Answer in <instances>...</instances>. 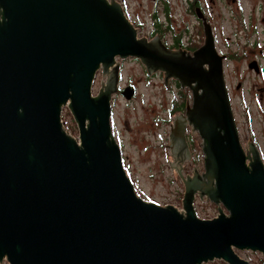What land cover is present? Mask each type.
Instances as JSON below:
<instances>
[{
  "label": "water",
  "instance_id": "obj_1",
  "mask_svg": "<svg viewBox=\"0 0 264 264\" xmlns=\"http://www.w3.org/2000/svg\"><path fill=\"white\" fill-rule=\"evenodd\" d=\"M196 11L207 31L191 53L158 34L139 37L117 0H0V262L250 264L236 249L264 257V162L255 141H240L224 53ZM128 57L192 92L168 143L181 209L144 200L123 165L110 117L117 58ZM65 105L77 137L64 127ZM186 122L201 139L203 170L184 176ZM196 195L217 214L199 217Z\"/></svg>",
  "mask_w": 264,
  "mask_h": 264
},
{
  "label": "rangeland",
  "instance_id": "obj_2",
  "mask_svg": "<svg viewBox=\"0 0 264 264\" xmlns=\"http://www.w3.org/2000/svg\"><path fill=\"white\" fill-rule=\"evenodd\" d=\"M121 3V0H117ZM170 7V18L175 28L187 26L189 30V9L186 0H167ZM122 5V4H121ZM249 3L243 1L242 16L249 14ZM125 15L135 24L138 36H146L150 32L151 18L154 10L160 19H163L162 0H123ZM227 16V13L225 14ZM242 43L244 41L242 40ZM120 61L121 74L124 82L132 81L136 84V94L126 98L120 93H114L111 100V125L112 132L122 151L125 170L130 177L139 196L146 201L161 205L173 204L182 208L181 198L184 186L179 172L176 171L173 153L166 146L168 143V124L172 115L168 112L172 107L173 93L178 91L183 94L179 99H184L188 94L187 88L177 91V86L170 83L164 85L162 74L146 73L144 65L134 57ZM229 70V68H227ZM237 72L232 78L242 80V89L238 94H233L232 104L238 126L239 137L242 145L252 139L256 142L261 158L264 162V99H258V86L263 87L264 73L256 75L245 67L233 68ZM103 75L97 71L92 83V94L99 89ZM252 83L256 85L252 88ZM62 120L65 129L73 136H78V129L67 105L62 108ZM190 130V129H189ZM191 139L192 160H186L184 176L192 174L195 168L203 170V154L200 146V137L195 131L189 134ZM194 206L196 213L201 218H211L218 212V206L206 201L205 198L195 197ZM223 207V206H222ZM237 253L247 259L250 264H264V257L258 251L238 250ZM0 264H9L5 259ZM203 264H227L221 259H213Z\"/></svg>",
  "mask_w": 264,
  "mask_h": 264
},
{
  "label": "flooded vegetation",
  "instance_id": "obj_3",
  "mask_svg": "<svg viewBox=\"0 0 264 264\" xmlns=\"http://www.w3.org/2000/svg\"><path fill=\"white\" fill-rule=\"evenodd\" d=\"M243 1L244 0H186L189 9V30L186 28V25L175 28L171 18L168 22L166 17L163 16L161 20L158 15V17L151 18L150 32L147 35L151 38L158 34L168 47H181L193 53L197 47L205 42L207 31L203 17L196 11L197 4L201 8L207 21L213 24L212 30L216 49L224 53L221 63L234 117L235 112L232 98L234 93L238 94L241 91L242 80L237 79L235 83H233L232 78H235L237 75V72L233 70V68L245 67L256 75H263L264 73V0H245L249 3L248 6L250 9L246 17L242 16L244 10ZM225 12L227 16L224 15ZM156 19H158L160 23L162 22V26H160L157 32L155 31L154 34H152L153 30L156 28L154 25ZM168 23H170L171 26L169 29L167 28ZM177 37H179L178 41H176ZM242 40L244 43H242ZM205 66L209 67L207 64H205ZM227 68H229V70ZM98 71L102 74L101 69ZM155 73L162 74L163 78V72L156 71ZM106 79L107 77L104 76V80ZM169 83L170 86L172 84L176 85L178 87L177 91L182 88H187L188 94H185L184 99H179L180 95L183 93L178 91L179 97L177 94L173 93V106L168 110V112H172V118L168 124V143L171 140V127L175 126L174 114L181 113L183 115L186 101L191 102L192 99L191 90L188 87H181L177 79L171 78L169 79ZM117 86L118 89L116 93L122 94L125 87L134 88V94L137 92L134 82L128 80L124 82L121 74V67ZM255 87L257 86L252 83V88L254 89ZM257 89L259 90L258 99L262 101L264 99L263 87L258 86ZM182 102H184V107L181 106ZM189 129V124L186 122L183 132L187 148L190 151L192 143L189 138V134L191 133ZM168 143L166 146L171 151V146Z\"/></svg>",
  "mask_w": 264,
  "mask_h": 264
},
{
  "label": "trees",
  "instance_id": "obj_4",
  "mask_svg": "<svg viewBox=\"0 0 264 264\" xmlns=\"http://www.w3.org/2000/svg\"><path fill=\"white\" fill-rule=\"evenodd\" d=\"M162 9L164 12V17H166L167 21L169 22V20H170V15H169L170 14V7H169V3L167 0H162ZM156 12H157V10H154V12L152 13V17H158V14ZM154 25L156 28L153 30L152 34H154L155 31L157 32L158 29H160V26H162V22L160 23L158 21V19H156L154 22ZM170 27H171L170 23H168L167 28L169 29ZM163 30H165V29H163ZM178 40H179V37L176 38V41H178ZM181 106L184 107V102H182Z\"/></svg>",
  "mask_w": 264,
  "mask_h": 264
},
{
  "label": "built area",
  "instance_id": "obj_5",
  "mask_svg": "<svg viewBox=\"0 0 264 264\" xmlns=\"http://www.w3.org/2000/svg\"><path fill=\"white\" fill-rule=\"evenodd\" d=\"M121 4H122V6H123V0H121ZM124 9V8H123ZM135 25V24H134ZM138 29V28H137Z\"/></svg>",
  "mask_w": 264,
  "mask_h": 264
}]
</instances>
